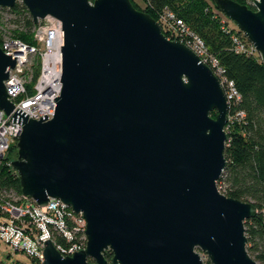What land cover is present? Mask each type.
Segmentation results:
<instances>
[{"label": "water", "instance_id": "water-1", "mask_svg": "<svg viewBox=\"0 0 264 264\" xmlns=\"http://www.w3.org/2000/svg\"><path fill=\"white\" fill-rule=\"evenodd\" d=\"M20 1L34 23H62V83L52 118L17 108L22 126L10 166L21 195L61 200L86 220V247L63 257L44 241L43 264H258L244 221L256 207L227 197L228 102L212 68L168 39L130 0ZM216 8L264 63V0ZM20 54L0 49V109L14 110L4 81ZM216 111L215 117L211 113ZM111 253L110 261L107 259Z\"/></svg>", "mask_w": 264, "mask_h": 264}, {"label": "built area", "instance_id": "built-area-1", "mask_svg": "<svg viewBox=\"0 0 264 264\" xmlns=\"http://www.w3.org/2000/svg\"><path fill=\"white\" fill-rule=\"evenodd\" d=\"M160 20L162 23H158L160 26H166L171 40L181 41L204 62H211L212 70L224 89L228 106L231 101L239 100L233 83L223 77V69L208 55L202 39L191 31L182 19L167 9L160 16ZM32 36L36 44H28L5 32L0 37V49L4 53H20L15 57V65L8 70L9 75L4 81L14 110L6 115L0 109V161L7 155L9 148L16 145L22 130L18 123L7 122L17 108L27 114L28 118L39 120L41 116L46 115L47 119H50L55 110L53 99L59 96L61 91V21L53 16L39 19L32 29ZM242 37H245L243 33L233 34L235 50L259 56L252 43L246 37L244 41ZM37 59L39 74L33 82ZM238 115L242 117L243 113L239 112ZM229 120L231 121V117L228 116ZM218 190L221 192L219 186ZM85 228L86 220L82 213L75 212L59 199L49 198L47 204L39 206L33 199L19 196L13 190L0 193V241L8 245L13 253H24L29 259L38 260L43 264L44 241L49 239L63 257L71 256L73 252L85 249ZM56 235L62 236L65 242H56Z\"/></svg>", "mask_w": 264, "mask_h": 264}, {"label": "trees", "instance_id": "trees-1", "mask_svg": "<svg viewBox=\"0 0 264 264\" xmlns=\"http://www.w3.org/2000/svg\"><path fill=\"white\" fill-rule=\"evenodd\" d=\"M144 1L145 12L156 21L166 9L182 19L202 39L208 55L223 69V77L233 83L239 94V100L231 101L228 106L227 116L235 121L228 131L229 139L224 149L227 164L218 186L227 197L250 202L256 207L257 212L244 221L247 251L258 264H264V63L256 54L235 50L233 30L221 29L217 19L211 18L208 0ZM234 1L255 10L252 0ZM131 2L136 8L134 0ZM34 26L35 23L20 1L9 9L0 7V37L5 32L28 44H36L32 36ZM163 33L168 37L164 30ZM36 61L33 82L39 74V60ZM206 63L212 68L210 61ZM28 88L31 90V86ZM239 112L243 113L242 117H239ZM13 149L16 154L15 144L8 152ZM10 162L7 155L0 161V193L13 190L20 196L19 181ZM55 240L65 242L59 235L55 236ZM110 258L111 253L108 251V261ZM204 263L210 264L208 259ZM9 264L27 263L14 261ZM28 264L42 263L30 259Z\"/></svg>", "mask_w": 264, "mask_h": 264}, {"label": "rangeland", "instance_id": "rangeland-1", "mask_svg": "<svg viewBox=\"0 0 264 264\" xmlns=\"http://www.w3.org/2000/svg\"><path fill=\"white\" fill-rule=\"evenodd\" d=\"M208 2H209V9H210V13H211V18L217 19V22L220 25L221 29H228V30L232 29L233 34H237V35L242 34V32L239 31V29L228 18H226L218 9L215 8L212 0H208ZM134 5L136 6V8H138V10L145 12L146 4H145L144 0H134ZM2 14L7 15V14H5V12H2ZM159 21H160V23H162V21L160 19H159ZM161 27H162L161 28L162 32L164 30L167 33L168 38L171 39L172 37H171L170 33L167 31L166 26L164 24H162ZM12 37H15V36L12 35ZM242 39L244 40L245 37L244 38L242 37ZM172 40H175V39H172ZM249 46H251V44ZM36 63H37V61L35 62V65H36ZM215 115H216V111H213L211 113V116L215 117ZM234 121L235 120H232L230 122V120H229L227 122V125L225 126V130L227 133H229L228 131L230 130L231 125H233ZM14 150L15 149H13L11 152L7 153L8 158H10L11 160L15 159L16 155H17V150H16V154H15ZM11 252L12 251L10 250L8 245H6L4 242L0 241V262L6 263V264H9V263L14 262V261L15 262L20 261V262H24L27 264L30 262L29 257H27L24 253H13V252L11 253ZM199 252H200V256H201L203 262H205L208 259L207 255L200 250H199Z\"/></svg>", "mask_w": 264, "mask_h": 264}]
</instances>
